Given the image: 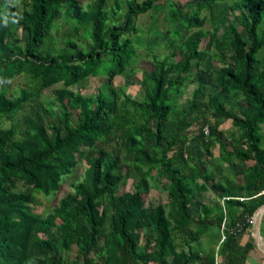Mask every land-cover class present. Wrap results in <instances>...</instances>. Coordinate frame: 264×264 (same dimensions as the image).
Here are the masks:
<instances>
[{"label": "trees", "instance_id": "trees-1", "mask_svg": "<svg viewBox=\"0 0 264 264\" xmlns=\"http://www.w3.org/2000/svg\"><path fill=\"white\" fill-rule=\"evenodd\" d=\"M108 1L84 8L80 0H0V125L11 124L0 128V264H65L72 247L73 264H246L255 249L252 217L264 205V0H166L167 20L188 35L163 59L153 56L138 82L141 101L112 83L135 62V16L162 7L127 0L117 23ZM61 15L70 29L57 46L52 31ZM206 24L219 67L204 102L195 78L207 56ZM81 31L88 43L76 40ZM22 74L27 82L11 98L4 87ZM97 76L106 81L92 96L70 89ZM194 82L184 109L177 102ZM20 113L23 126L14 121ZM220 121L231 123L229 145ZM191 138L206 152L218 148L221 164L242 168L222 177L202 171L206 161L186 147ZM120 141L123 159L114 148ZM80 161L84 179L49 214H38L40 195L60 192ZM130 177L134 191L118 195ZM146 181L166 193V206H146ZM209 188L221 204L190 214L196 194ZM214 228V247L204 252L201 239Z\"/></svg>", "mask_w": 264, "mask_h": 264}, {"label": "rangeland", "instance_id": "rangeland-1", "mask_svg": "<svg viewBox=\"0 0 264 264\" xmlns=\"http://www.w3.org/2000/svg\"><path fill=\"white\" fill-rule=\"evenodd\" d=\"M93 0H80L82 6L86 8L89 3ZM126 1L127 0H109L107 5V10L109 11L110 19L114 22H121L122 17L126 10ZM136 3H141L144 0H135ZM197 0H194L193 3H196ZM235 0H228V2H233ZM181 3L184 1H174L173 3ZM118 4V6H116ZM162 8L157 10H152L146 14L136 15L134 19V27L139 31L138 34V44L136 47V57L134 64L125 69V71L117 75L112 85L121 89L124 95L129 97L135 101H141L144 97V92L139 86V81L142 78V72L146 69H150V61L153 56H156L157 59H163L165 56L169 55L173 49L172 45H179L180 41H182L187 35L188 32L183 29L181 25L172 24L169 20H167V11L170 8L171 3L166 2V0H159L157 2ZM207 15L206 12H203L201 16ZM58 30L54 29L52 31V35L56 38L57 46H61L62 37L65 33L70 29V24L66 23V19L63 15L60 16L59 21L57 23ZM204 32L207 33V36L202 42L201 49L207 53L206 59L200 67V74L195 79L203 85V93L202 100L205 102L207 100L208 93L214 92V79H215V70L219 67L217 57L213 54V42H212V34H211V26L206 24L203 28ZM180 32V38L176 37L174 33ZM20 35H18V38ZM78 43L82 40L83 42H89L88 33L79 32L75 36ZM86 38V39H85ZM157 43V44H154ZM82 45V49H83ZM152 52H150V49ZM215 51V50H214ZM208 73V75H207ZM195 77V75H194ZM194 79V78H193ZM106 81V77H90L86 80L80 81L76 86L71 87L70 89L74 92H78L83 96H92L94 95L98 89L103 87L104 82ZM27 82V75L22 74L14 78L11 82L5 85L4 90L13 98L18 95V92L21 88H24L25 83ZM196 83L189 84L186 88L184 95L181 100L177 102V104L181 105L182 108L187 109L186 101L190 99L192 96V92L196 88ZM61 85H55L47 90H45L41 95V100L43 102H48L53 97V91L55 89H59ZM0 90H2L0 88ZM238 103V102H237ZM242 103V101L240 102ZM234 106V102L230 103ZM28 110V108L26 109ZM24 113H20L14 117V121L21 123L23 120ZM210 115L208 114V117ZM219 130H221L222 136L225 139L224 143L229 145L231 143L230 140V132L232 131L230 121H220ZM10 121L7 119H3L1 121L0 128L8 129L10 128ZM264 129V127H263ZM197 133V125L191 127V134L194 135ZM195 136V135H194ZM193 137V136H192ZM200 138H191L187 144V148L190 150V153L194 160H204L206 161L202 171L212 172L218 174L220 177L232 175L233 172L242 168L241 165H235L232 167L221 164L217 161L218 158V148L210 149L208 152L204 151L202 147L198 145ZM122 142H118L114 146L115 150L119 153L121 158L123 159L126 154L125 151L121 148ZM147 145V144H146ZM227 149L230 150V146H227ZM85 169L86 165L83 161H80L77 166L73 169L72 173L63 178L62 186L60 192L57 194L49 195L48 197L44 195H40L39 200V208L36 210L38 214L42 216H46L49 214L53 208H55L59 200L64 197L71 190L72 184H77L81 182L85 177ZM124 174L126 171L124 170ZM137 185L136 180L133 178L125 179L118 189V195H122L124 193L133 192L135 186ZM143 189L147 191V195L145 196V204L147 207H154L158 204H162L166 206L167 196L165 192L158 191L155 186L150 181H146L143 184ZM24 190V187L21 184H17L15 191L21 192ZM198 202L190 207V214H197L199 212V205L205 204L210 206H217L221 204V201L218 199L217 194H215L212 188H209L205 193H197L196 194ZM251 236L253 234V230L251 229ZM261 231V228H260ZM50 236H54V231H50ZM217 234V228L210 230L207 234H205L201 239V250L208 251L214 247V239L213 235ZM246 235L243 238V242L246 239ZM264 241V238H262ZM143 238L140 240V245L143 244ZM264 248V246H262ZM76 256V248L72 247V250L65 254V264H73V261ZM264 262V254L258 250L256 247L253 251L250 252V256L247 259V264H262Z\"/></svg>", "mask_w": 264, "mask_h": 264}, {"label": "water", "instance_id": "water-1", "mask_svg": "<svg viewBox=\"0 0 264 264\" xmlns=\"http://www.w3.org/2000/svg\"><path fill=\"white\" fill-rule=\"evenodd\" d=\"M258 214L259 216V224L258 226L254 225V218L255 216ZM263 215H264V205H262L253 215V220H252V230H253V234H252V238L254 240V244L257 247V238H262L261 237V232H260V228H261V222L263 219ZM264 264V262L262 263Z\"/></svg>", "mask_w": 264, "mask_h": 264}, {"label": "bare ground", "instance_id": "bare-ground-1", "mask_svg": "<svg viewBox=\"0 0 264 264\" xmlns=\"http://www.w3.org/2000/svg\"><path fill=\"white\" fill-rule=\"evenodd\" d=\"M258 224H259V216L257 215L255 222H254V225L258 226ZM257 245L262 251H264V248L262 247V246H264V241L262 238H257Z\"/></svg>", "mask_w": 264, "mask_h": 264}, {"label": "built area", "instance_id": "built-area-1", "mask_svg": "<svg viewBox=\"0 0 264 264\" xmlns=\"http://www.w3.org/2000/svg\"><path fill=\"white\" fill-rule=\"evenodd\" d=\"M204 133H205L206 135L208 134L207 127L204 128ZM224 239H225V237L222 235V237H221V239H220V243H222Z\"/></svg>", "mask_w": 264, "mask_h": 264}, {"label": "crops", "instance_id": "crops-1", "mask_svg": "<svg viewBox=\"0 0 264 264\" xmlns=\"http://www.w3.org/2000/svg\"><path fill=\"white\" fill-rule=\"evenodd\" d=\"M258 215V214H257ZM257 217V216H256ZM253 218V217H252ZM256 219V218H255ZM253 220V219H252ZM255 222V221H254ZM261 232V231H260ZM252 237V236H251ZM262 237V236H261ZM256 247V246H255ZM258 250H260L263 254H264V251H262L259 247H258V245H257V247H256ZM217 262H220V260H217ZM246 264H247V262H246Z\"/></svg>", "mask_w": 264, "mask_h": 264}]
</instances>
